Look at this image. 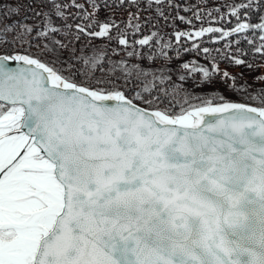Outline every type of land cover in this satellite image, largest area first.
<instances>
[{"label":"snow or ice","instance_id":"1","mask_svg":"<svg viewBox=\"0 0 264 264\" xmlns=\"http://www.w3.org/2000/svg\"><path fill=\"white\" fill-rule=\"evenodd\" d=\"M48 2L65 16L69 4ZM154 3L159 12L163 0ZM226 6L233 28L177 31L176 40L259 32L257 43L243 38L264 55V0ZM253 8L261 9L257 23L244 19ZM19 11L0 13V264H264V90L251 97L258 105L219 97L193 106L177 99L175 86L163 87L170 80L163 68L149 80L148 70L121 60L111 69L124 74L117 79L127 85L134 73L142 81L129 96L126 86L94 76L104 53L64 60L67 45L53 39L60 28L48 12L35 13L41 28L9 19ZM96 24L98 31L87 32ZM75 28L129 45L121 30L111 34L112 20ZM38 38L48 43L33 54ZM135 44L155 49L148 60L170 59L171 44L156 31ZM134 55L142 53L128 52ZM192 72L201 82L220 74L215 63ZM221 79L236 77L224 71Z\"/></svg>","mask_w":264,"mask_h":264},{"label":"trees","instance_id":"2","mask_svg":"<svg viewBox=\"0 0 264 264\" xmlns=\"http://www.w3.org/2000/svg\"><path fill=\"white\" fill-rule=\"evenodd\" d=\"M56 2L69 4L67 9H63L65 12L63 18L55 15V10L48 0H0V13L9 6L19 7V14L12 15L9 19L33 26L40 24L42 28L43 17L37 16L35 13L48 12V18L52 25L60 28L59 33L53 34V39H59L67 45V50H62L59 53L61 58L74 63L71 61L73 52L76 56H80L82 52L84 55H90L93 52L104 53L105 57L100 61L99 67L94 70V76L105 80L111 79L122 87L126 86L129 89L127 93L129 96L134 95L133 89L138 90L142 87V81L136 80L134 73L129 76L127 85H125L124 79H117L124 74L119 70L111 71V69L121 60L128 65L137 64L148 70L150 72L149 80L152 79L151 73L160 75L159 70L163 68V74L170 77L163 87L175 86L179 90L177 99L180 101L188 99V103L193 106L204 105L209 101L219 103L221 102L219 97L231 102L259 104L258 100H253L251 97L264 90V79H260V77H264V55L254 52L253 45L243 38L244 35H247L254 43H257L259 32L255 37L249 31L243 34L233 33L231 36L221 39H217V37H221L222 33H205L203 37H193L192 39L184 36L179 41L174 36L177 31L194 33L203 27L224 30L233 28L237 21L230 14L226 5L240 3L241 0H171L170 3L168 0H163L159 12L154 0L151 3L149 0H137L136 3H132L130 0H125L124 3H121L120 0H96L99 4L97 9L91 6L89 0H74V3L84 6L83 11L72 6L73 0H56ZM256 3H262V0H256ZM214 9H219V11H214ZM78 12L79 15H77ZM160 12H163V15ZM85 14H87V18H85ZM130 14H135L136 18L130 19ZM260 14V8H253L249 10L248 16L244 19L251 23H257ZM197 15H200L202 19H197ZM180 16L186 19L182 21L179 19ZM93 20L98 22L115 21L116 28L111 30V34L116 36L117 29L121 30L129 39V45H119L115 39L109 40L105 37L87 35V32L98 31V24L88 28L85 33H78L75 28L76 24L83 26L92 23ZM136 23L141 25L139 31L132 27ZM152 31L158 32L163 41L171 44V47L166 49L170 59L155 57L153 60H148L147 56L155 49L135 44L136 40L142 38L143 35H149ZM78 34L79 39H76ZM32 35H35V32ZM43 43H48V40L38 38L33 41V46L29 50L33 54H38L39 46H42ZM193 44H196L197 48H193ZM225 45L228 47L226 48ZM185 48L188 51H184ZM203 48H208L209 53H204ZM237 48L240 49L239 53L236 51ZM129 51H138L142 55L128 56ZM233 56H237L245 63L234 64ZM41 58L51 59L50 56ZM184 63L189 64V69L181 67ZM214 63L218 66L220 74H214L206 82H201L200 73L192 72L190 74V69L193 66L211 68ZM58 66L67 67V65ZM76 67H80V64L77 63ZM224 71H227L230 76H235L236 80L223 81L221 75ZM180 76H184V79L181 80ZM76 78L81 79L80 76ZM232 83L236 85L235 88L228 86ZM169 100L174 104L177 102L171 97ZM141 106L144 105L141 104Z\"/></svg>","mask_w":264,"mask_h":264},{"label":"water","instance_id":"3","mask_svg":"<svg viewBox=\"0 0 264 264\" xmlns=\"http://www.w3.org/2000/svg\"><path fill=\"white\" fill-rule=\"evenodd\" d=\"M10 66L15 67V64H11V63H10Z\"/></svg>","mask_w":264,"mask_h":264},{"label":"rangeland","instance_id":"4","mask_svg":"<svg viewBox=\"0 0 264 264\" xmlns=\"http://www.w3.org/2000/svg\"><path fill=\"white\" fill-rule=\"evenodd\" d=\"M250 91V90H249ZM237 103H241V102H237Z\"/></svg>","mask_w":264,"mask_h":264}]
</instances>
